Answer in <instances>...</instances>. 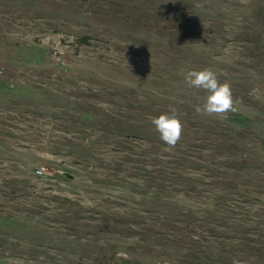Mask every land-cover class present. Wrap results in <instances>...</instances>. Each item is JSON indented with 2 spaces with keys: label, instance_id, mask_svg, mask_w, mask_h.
Wrapping results in <instances>:
<instances>
[{
  "label": "rangeland",
  "instance_id": "1",
  "mask_svg": "<svg viewBox=\"0 0 264 264\" xmlns=\"http://www.w3.org/2000/svg\"><path fill=\"white\" fill-rule=\"evenodd\" d=\"M0 264H264V0H0Z\"/></svg>",
  "mask_w": 264,
  "mask_h": 264
},
{
  "label": "clouds",
  "instance_id": "2",
  "mask_svg": "<svg viewBox=\"0 0 264 264\" xmlns=\"http://www.w3.org/2000/svg\"><path fill=\"white\" fill-rule=\"evenodd\" d=\"M184 78L190 87L206 93L203 104L195 108L197 114L227 119L228 113L237 111L231 85L220 82L217 74L210 68L188 70ZM151 123L159 133L160 140L167 145L166 150L174 148L180 141L183 124L175 113H161L153 117Z\"/></svg>",
  "mask_w": 264,
  "mask_h": 264
},
{
  "label": "built area",
  "instance_id": "3",
  "mask_svg": "<svg viewBox=\"0 0 264 264\" xmlns=\"http://www.w3.org/2000/svg\"><path fill=\"white\" fill-rule=\"evenodd\" d=\"M45 171H46V167H45V166H40V167L37 168V172H38L39 174H41V175H42Z\"/></svg>",
  "mask_w": 264,
  "mask_h": 264
}]
</instances>
